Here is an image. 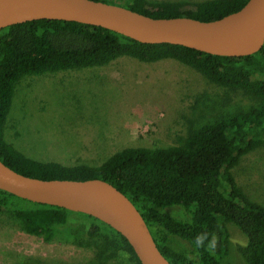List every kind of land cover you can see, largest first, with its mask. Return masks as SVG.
<instances>
[{
    "label": "trees",
    "instance_id": "1",
    "mask_svg": "<svg viewBox=\"0 0 264 264\" xmlns=\"http://www.w3.org/2000/svg\"><path fill=\"white\" fill-rule=\"evenodd\" d=\"M153 17L189 16L214 20L239 10L247 0H201L195 3L148 0H102ZM122 56L143 62L175 59L211 82L243 90L257 98L248 109L207 122L169 147H125L99 165L66 166L27 157L5 138L16 86L27 75L102 66ZM264 145V47L247 56H224L171 43H143L108 28L64 19H37L0 32V160L14 170L43 179L100 178L125 193L144 216L161 252L172 264H223L230 252L233 223L247 242L237 251L247 264H264V206L253 202L235 179L242 158ZM181 205L190 222L158 208ZM193 207H195L193 209ZM0 208H8L27 233L52 241L54 228L70 223L73 213L92 220L89 235L107 226L142 264L128 240L96 217L29 201L0 189ZM164 233V235L162 234ZM160 234V235H159ZM168 234L188 240L197 259L174 249ZM28 257L12 264H38Z\"/></svg>",
    "mask_w": 264,
    "mask_h": 264
},
{
    "label": "rangeland",
    "instance_id": "2",
    "mask_svg": "<svg viewBox=\"0 0 264 264\" xmlns=\"http://www.w3.org/2000/svg\"><path fill=\"white\" fill-rule=\"evenodd\" d=\"M256 103L252 94L217 85L175 59L143 62L122 56L102 66L22 77L5 138L34 160L99 165L125 147L176 145L191 130ZM233 173L249 198L264 206V145L244 156ZM158 209L192 220V211L181 205ZM91 225L92 220L73 213L70 223L56 226L53 240L46 241L27 233L10 209L0 208V264L28 257L39 259L38 264H137L118 233L102 225L92 236ZM227 226L230 252L223 264H247L237 251L246 235L233 223ZM167 236L174 249L197 259L188 240Z\"/></svg>",
    "mask_w": 264,
    "mask_h": 264
},
{
    "label": "water",
    "instance_id": "3",
    "mask_svg": "<svg viewBox=\"0 0 264 264\" xmlns=\"http://www.w3.org/2000/svg\"><path fill=\"white\" fill-rule=\"evenodd\" d=\"M70 13H60L61 7ZM64 19L102 26L143 43H171L224 56H247L264 47V0L214 20L153 17L102 0H0L3 28L37 19ZM0 189L29 201L82 212L124 236L142 264H172L161 252L140 210L112 183L100 179H43L0 160Z\"/></svg>",
    "mask_w": 264,
    "mask_h": 264
},
{
    "label": "bare ground",
    "instance_id": "4",
    "mask_svg": "<svg viewBox=\"0 0 264 264\" xmlns=\"http://www.w3.org/2000/svg\"><path fill=\"white\" fill-rule=\"evenodd\" d=\"M59 12H60V13H63V14H65V13H70V12H71V8H70V7H67V6H64V7H61V8L59 9Z\"/></svg>",
    "mask_w": 264,
    "mask_h": 264
}]
</instances>
